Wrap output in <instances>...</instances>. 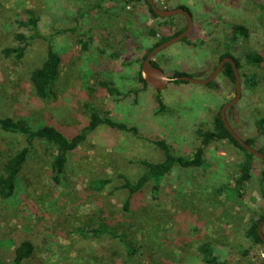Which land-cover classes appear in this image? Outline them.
Wrapping results in <instances>:
<instances>
[{
  "label": "rangeland",
  "instance_id": "374dc122",
  "mask_svg": "<svg viewBox=\"0 0 264 264\" xmlns=\"http://www.w3.org/2000/svg\"><path fill=\"white\" fill-rule=\"evenodd\" d=\"M127 2L0 0V118L23 119L32 129L54 127L68 139L95 125L86 141L68 155L58 181L50 167L54 149L33 142L15 196L0 200V260L11 262L16 245L28 240L35 252L22 264H206L198 251L203 243L211 246L220 263H263V246L252 248L249 257H240L251 248L242 235L245 226L264 211L257 192L263 164L255 159L252 179L238 198L228 190L234 187L243 155L228 141L206 149L202 168H174L155 196L153 184H145L132 197L128 212L123 209L128 196L119 189L123 184L119 175L135 182L145 169L141 162L163 161L154 140H164L177 156L190 157L199 145L197 129L213 128V118L236 94L235 84L221 73L213 87L173 81L161 89L169 111L158 113L156 89H144L138 82L143 56L158 38L172 35L187 20L183 15L154 19L144 4L129 3L123 9ZM155 3L160 9L187 8L193 28L189 44L177 42L153 61L170 78L180 72L205 79L230 48L240 60L241 95L227 110V120L243 139H256V149L264 147V136L255 127V120L264 116V0ZM32 17L37 21L35 29L18 26ZM236 24L245 26L249 35L231 42ZM151 30L158 36L152 37ZM17 34L27 38L38 34L21 61L1 53L20 45ZM84 34L93 40L86 52L78 43ZM49 44L60 56L61 66L53 86L55 97L41 100L30 76L41 66ZM250 53L260 55L262 63L248 64ZM101 82L117 94H109ZM91 111L135 127L138 134L96 125ZM25 143L21 135L0 131V174L7 159ZM98 181L108 182L97 190ZM102 221L134 243L138 249L134 262L117 241L91 234Z\"/></svg>",
  "mask_w": 264,
  "mask_h": 264
},
{
  "label": "trees",
  "instance_id": "16d2710c",
  "mask_svg": "<svg viewBox=\"0 0 264 264\" xmlns=\"http://www.w3.org/2000/svg\"><path fill=\"white\" fill-rule=\"evenodd\" d=\"M129 3L132 4H144L148 7L150 15L154 19H159L160 17L156 16L153 12L152 8L149 6L146 0H129L126 5L123 6L125 9ZM99 7V6H98ZM183 8L189 12V10L185 7ZM190 13V12H189ZM36 19L30 18L27 22L19 21L17 24L20 27H28L29 25L32 26L34 29L36 28ZM187 26V25H186ZM186 26L179 28L175 33L170 36H161L158 38L155 44L151 48H149L144 56L143 60L148 56V54L160 44L170 40L181 34L185 29ZM152 37L158 36L155 30H151L150 32ZM38 34H34L30 38H27L23 34H17L15 39L20 43L19 46L15 48H5L2 50V54L5 57L14 56L17 61H21L24 56V53L27 49L29 43L37 36ZM248 29L243 25H233L232 26V37L230 39L231 42L236 41L238 38H247L248 37ZM87 37V38H86ZM93 42L92 37L88 34H84V38L79 39L78 43L81 47L82 51H87L89 44ZM180 42L189 44L188 37L181 40ZM229 47V46H228ZM227 47V48H228ZM230 49V48H229ZM226 49L223 54L220 55L219 61L223 58L230 57L235 62L239 69L241 70L240 60L235 58L231 51ZM115 57L118 56L117 54H113ZM263 59L257 53H250L246 56V62L252 65H260ZM61 66V58L60 56L53 50L51 44L48 45L47 55L43 60L40 67L34 69L30 76V82L32 84L34 93L36 97L41 100H51L55 97V92L53 90V86L58 79L59 70ZM152 66L156 69H160V66L155 62L152 61ZM221 74L225 76L230 82L233 84L235 83L234 72L233 68L230 64L226 63L222 69ZM182 76H188L192 78L193 76L188 75L186 73H175L173 78H179ZM138 82L142 84L143 88H148V84L145 82L142 74V70L138 73ZM249 82L252 85H255L254 79L249 78ZM175 83H187L181 81H175ZM264 84V78H263ZM100 86L103 89L111 94L115 95L116 90L112 88L109 84L105 82H101ZM208 87H213V82L207 85ZM157 96L155 98L156 104L158 106V113H168V108L163 103L161 99V90H155ZM91 117L94 120L95 124H104L111 128L112 130L123 132V133H133L134 135L138 134V130L135 127H129L127 124L111 120L109 118H101L93 111H91ZM255 127L259 136H264V116L260 117L259 119L255 120ZM95 125H88L81 129L79 134L74 135L71 139L66 138L60 131L55 129L54 127L50 126H43L38 129H32L30 125L26 121L18 120L14 121L12 118H0V131L21 135L25 137L26 143L25 146L15 153H13L6 161L4 165V169L0 174V200L7 201L13 198L17 191L18 180L20 174L23 172V169L26 165L28 158L30 157L33 151V142L35 140H39L47 145L51 146L54 149L53 160L51 162V170L53 174L56 175L55 180L58 181L63 171L65 170L68 155L72 150L76 148L77 145L81 144L82 142L86 141L88 136L94 131ZM240 137L242 136L240 133H237ZM196 135L199 140V145L195 149L194 153L190 157H181L175 155L168 144L164 140H154L155 146L163 152L164 160L159 163H148V162H141L140 164L144 166V172L140 176V178L132 182L124 175H119V178L123 180V184L119 187V189H123L127 191L128 198L124 203L123 209L128 212L131 199L134 195L140 193L147 183L153 184V194L154 196L159 190L161 182L165 177L170 175L174 168H180L182 170L188 169H198L202 168L205 165V151L206 149L213 145L220 142L228 141L230 144L235 146L239 149L242 153V159L237 164L238 174L234 178V187L232 190H228L225 186L223 189H226L232 193H235L238 198L242 197V192L245 189L246 185L252 179V172L254 171V161H256L251 154H249L244 148H242L227 132L224 128L222 121L220 119V112L213 118V128H206L197 129ZM242 138V137H241ZM245 142L255 148V141L254 138L244 139ZM259 152L264 154V147L257 149ZM263 167L260 172V180L258 183L257 192L260 198L264 201V161H261ZM108 181H98L95 184L97 190H102V188L107 184ZM262 224V225H261ZM261 225L264 234V211L260 214L255 215L249 222V225L245 226L243 231V238L247 239L251 243V248H247L245 251L242 252L241 258H246L250 256V252L252 248L257 246H263L264 243L262 242L261 238L258 235L257 229ZM95 237L100 236H108L112 240L117 241L126 251L127 257L131 262H134V257L138 249L134 246V243L131 242L126 235L121 234L115 228L109 227L107 223L102 221L100 226L96 228L93 232H91ZM84 236H88L86 232H83ZM199 253L202 256L204 263L206 264H225L220 263L218 258L213 254V250L209 244L203 243L198 248ZM35 246L31 241L23 240L18 243L11 254L12 261L11 262H2L0 260V264H22L24 261L29 259L34 255ZM236 264H240V260L234 262ZM247 264H253V262H248Z\"/></svg>",
  "mask_w": 264,
  "mask_h": 264
},
{
  "label": "water",
  "instance_id": "95a60500",
  "mask_svg": "<svg viewBox=\"0 0 264 264\" xmlns=\"http://www.w3.org/2000/svg\"><path fill=\"white\" fill-rule=\"evenodd\" d=\"M146 1L148 2L149 6L152 8L156 16L160 18H170L176 15H183L187 20V26H186V29L181 34L160 44L148 54L142 66V73L146 76V77L143 76L145 82L148 84L149 87H152L156 90H161L165 88V86L168 83L176 81V80L181 81V82L184 81V82H188L192 84H199V85L205 86L211 83L212 81H214V79L222 72V69L226 63L230 64L234 72V78H235L234 84H235L236 94L233 100H231L230 102H228V104H226L225 106L221 108L220 119L222 121L224 128L227 130V132L242 148H244L254 158L264 161V154L259 152L256 148L248 145L245 142V140L236 133V131L232 128V126L227 120V110L231 108L232 106H234L239 101L240 95H241V79H240L239 69L236 65V62L230 57L223 58L219 62L215 70L205 79L190 78L188 76H182L179 78H170L166 76L160 69L154 68L152 66L153 58L165 48L170 47L171 45L187 38L193 28V20H192L191 14L183 8H176L172 10L160 9L156 5L155 0H146ZM261 225L258 227L257 232L262 242L264 243V234L260 230ZM260 264H264V262Z\"/></svg>",
  "mask_w": 264,
  "mask_h": 264
},
{
  "label": "crops",
  "instance_id": "0c3cea01",
  "mask_svg": "<svg viewBox=\"0 0 264 264\" xmlns=\"http://www.w3.org/2000/svg\"><path fill=\"white\" fill-rule=\"evenodd\" d=\"M233 262H236V261H233ZM230 264V263H229ZM232 264H235V263H232Z\"/></svg>",
  "mask_w": 264,
  "mask_h": 264
},
{
  "label": "bare ground",
  "instance_id": "6f19581e",
  "mask_svg": "<svg viewBox=\"0 0 264 264\" xmlns=\"http://www.w3.org/2000/svg\"><path fill=\"white\" fill-rule=\"evenodd\" d=\"M146 77V76H145Z\"/></svg>",
  "mask_w": 264,
  "mask_h": 264
}]
</instances>
